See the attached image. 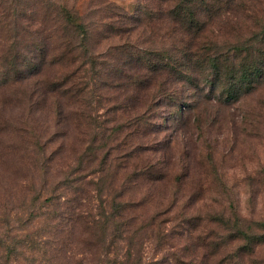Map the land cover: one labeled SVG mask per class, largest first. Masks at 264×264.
<instances>
[{"label": "rangeland", "instance_id": "obj_1", "mask_svg": "<svg viewBox=\"0 0 264 264\" xmlns=\"http://www.w3.org/2000/svg\"><path fill=\"white\" fill-rule=\"evenodd\" d=\"M160 4L0 0V234L51 235L50 198L83 212L56 262L19 264H264L233 236L235 216L264 234V0H211L175 28ZM44 58L59 63L30 74ZM167 60L174 103L133 95Z\"/></svg>", "mask_w": 264, "mask_h": 264}, {"label": "trees", "instance_id": "obj_2", "mask_svg": "<svg viewBox=\"0 0 264 264\" xmlns=\"http://www.w3.org/2000/svg\"><path fill=\"white\" fill-rule=\"evenodd\" d=\"M155 1L157 5H160V6H161L160 3H162L163 5L166 4L165 7L162 9H165V8L169 9V17L171 19H168L169 20L168 23H170L172 28H175L176 24H180V23L185 24L187 22H191L193 25L200 27L201 21L196 18V15L198 13L199 14L203 13L205 15L209 14V12L214 8L213 4H211V0H155ZM185 11L187 12L190 11L188 15L193 17L191 20L185 17V14H183ZM171 21H174V22H171ZM80 28L83 29L82 26H80ZM58 63L59 62H57L56 60H48L47 58H44L43 60H39V62H37L36 64H33V67L30 70V74H32L33 72H38L41 69H44L48 66H52L53 64H58ZM141 66H143V64H141ZM162 70H164V72L160 74ZM171 70H174V68L173 66H171L170 60H167V62L163 66H161L160 69L153 70L154 74L158 73V76L163 75V77H165L166 82L162 81L160 83H155V81L149 82L148 80H145L146 78H142L141 76H136L135 74V76L130 78V80L132 81L131 84L134 86L133 95L135 92H138V93L144 92L146 93V96L144 98H146L147 101L155 102L157 99L159 100L169 99L170 102L174 103L173 94L168 92L169 90L168 85L173 84V81L170 82L171 75H169V73L171 72ZM114 71L118 72L115 83L122 84L124 87V82L122 80L124 78L121 76V72L123 71V69L119 68L116 65ZM249 71H250V68L245 70L244 73L248 74ZM67 77H70V75L68 76V74H65V76L60 81L51 82L50 88L60 89L63 85L66 86L69 83V79H70V78L68 79ZM233 79H236V78L234 77ZM244 79L249 80L246 77ZM241 81L243 82V80H240L239 82ZM231 96L233 97L232 94ZM147 110H149V108H147ZM133 114H134L133 116L134 121H136L137 123L139 121L140 114L139 112H134ZM151 167H152L151 165L145 166V168L141 172H139L140 175H146V174L149 175L148 179L151 182L160 181L164 179L165 177V176L163 177L164 172H161L157 176L153 175L154 173L151 170ZM81 181L83 180L80 179V180L75 181L74 183L76 184V182H81ZM69 195H71L69 196V198L66 196L62 197L64 199V202H62L61 198H56V199L50 198L49 205L46 202H44L43 208L47 209L50 207H54V214H55V211H60L59 213H56V216L53 217L55 218V220L53 221V226L51 228V230H53L52 234L51 235L46 234L48 236L47 238L48 241L45 238L47 236L38 235V237L35 239L31 238L27 241L15 242V240H8V238L5 239L4 236L0 234V264H19V260H21L20 255L25 256V252L29 253V255L32 257L31 261L39 260V259L46 257L47 263L56 262L57 261L56 256L55 257L51 256V259H50V256H48L49 247H50V250H49L50 252L52 251V249H54L53 252L55 251L61 252L63 250H66L68 247V244H67L68 237L71 235L73 236L75 234V229L77 228L76 225L77 224L81 225V222L83 219L80 213L82 211L79 210L80 208H77L76 206V203L77 204L79 203V199L73 198L74 194H69ZM219 219H223V218L221 217ZM234 221H235L234 228L236 229V232L235 234H233V236L236 239H247L250 241L251 239H253V243L258 241L255 244V246L256 245L264 246V234L254 235L250 237L248 235V232H246L248 230L243 231L239 227L240 221H239L238 216H235ZM257 226L258 228H255L256 230L260 229V231H264V224H257ZM88 230L89 229L86 230V233ZM250 231H254L252 227H250ZM62 237L65 239H63ZM39 254H42V255L39 256ZM68 259H71V257L66 256L64 258V261L61 264H69ZM23 260H25L26 263L29 262L26 257Z\"/></svg>", "mask_w": 264, "mask_h": 264}]
</instances>
